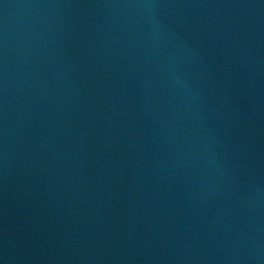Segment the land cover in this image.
<instances>
[{
    "label": "water",
    "instance_id": "obj_1",
    "mask_svg": "<svg viewBox=\"0 0 264 264\" xmlns=\"http://www.w3.org/2000/svg\"><path fill=\"white\" fill-rule=\"evenodd\" d=\"M0 264H264V0H0Z\"/></svg>",
    "mask_w": 264,
    "mask_h": 264
}]
</instances>
